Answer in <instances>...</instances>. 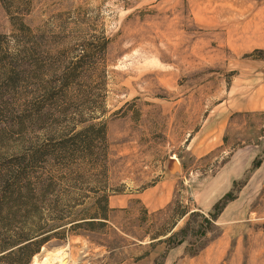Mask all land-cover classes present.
Instances as JSON below:
<instances>
[{
  "label": "rangeland",
  "instance_id": "rangeland-1",
  "mask_svg": "<svg viewBox=\"0 0 264 264\" xmlns=\"http://www.w3.org/2000/svg\"><path fill=\"white\" fill-rule=\"evenodd\" d=\"M263 102L264 0H0V264H264Z\"/></svg>",
  "mask_w": 264,
  "mask_h": 264
},
{
  "label": "crops",
  "instance_id": "crops-1",
  "mask_svg": "<svg viewBox=\"0 0 264 264\" xmlns=\"http://www.w3.org/2000/svg\"><path fill=\"white\" fill-rule=\"evenodd\" d=\"M263 104L260 108L264 107ZM261 148L262 144L248 143L243 147L235 149L233 155H231L229 160L225 162L222 167H220V171L214 176V181L212 182L210 180L209 183L206 182V179L203 181V184H209L210 186L209 190L208 186L206 187V191L208 190V196H210L209 204H212L214 200L221 196L230 187L234 180L241 177L245 173L250 160L257 156ZM262 164L264 167V160L260 166H262ZM262 170H264V168H262Z\"/></svg>",
  "mask_w": 264,
  "mask_h": 264
},
{
  "label": "trees",
  "instance_id": "trees-1",
  "mask_svg": "<svg viewBox=\"0 0 264 264\" xmlns=\"http://www.w3.org/2000/svg\"><path fill=\"white\" fill-rule=\"evenodd\" d=\"M33 52H34V49L33 50L31 49L30 51L25 50V53L27 56H31ZM9 65H12V66L9 67ZM18 66L19 65H13L11 62H9L8 67L7 66L4 67L5 74L9 75V79L18 77V74L20 75L21 72H20V69H18L19 68ZM22 71L25 72L24 69ZM16 164H17V169L13 171L8 170L7 168L5 169V172L9 174L2 173L1 172L2 167H0V199L7 200L6 202L15 200L14 196L19 192V189L17 187V185L19 184V179L22 176H24L25 167L18 165V163ZM15 205H18V203H16ZM11 213L14 214L13 211Z\"/></svg>",
  "mask_w": 264,
  "mask_h": 264
}]
</instances>
